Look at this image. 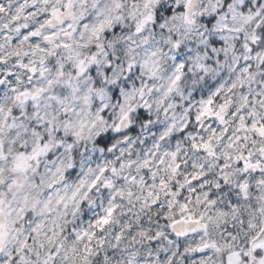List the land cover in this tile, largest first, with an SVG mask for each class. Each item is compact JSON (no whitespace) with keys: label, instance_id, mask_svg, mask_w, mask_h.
<instances>
[{"label":"clouds","instance_id":"9594fccd","mask_svg":"<svg viewBox=\"0 0 264 264\" xmlns=\"http://www.w3.org/2000/svg\"><path fill=\"white\" fill-rule=\"evenodd\" d=\"M0 264H264V0H0Z\"/></svg>","mask_w":264,"mask_h":264}]
</instances>
